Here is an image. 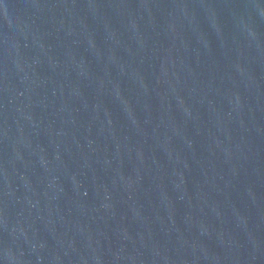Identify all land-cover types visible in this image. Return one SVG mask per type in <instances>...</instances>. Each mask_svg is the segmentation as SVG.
<instances>
[{
  "label": "water",
  "instance_id": "1",
  "mask_svg": "<svg viewBox=\"0 0 264 264\" xmlns=\"http://www.w3.org/2000/svg\"><path fill=\"white\" fill-rule=\"evenodd\" d=\"M0 264H264V0H0Z\"/></svg>",
  "mask_w": 264,
  "mask_h": 264
}]
</instances>
